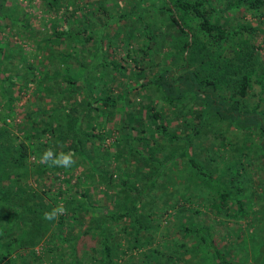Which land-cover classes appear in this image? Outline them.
<instances>
[{
	"label": "rangeland",
	"instance_id": "obj_1",
	"mask_svg": "<svg viewBox=\"0 0 264 264\" xmlns=\"http://www.w3.org/2000/svg\"><path fill=\"white\" fill-rule=\"evenodd\" d=\"M3 1L4 8L1 10L10 11L14 19L7 22V19L2 18L0 43L4 45L7 42L11 45L13 58H19V60H13L10 56V62H7V59H4V63L3 60L0 62V87L1 80L9 75V79H11L9 96L14 110V113L6 118L9 125L6 127L8 133L4 136V141L6 143H9L10 140L18 141L23 139L24 132H30V123H32L29 121L30 113L36 107V110H42L45 114L43 115L45 120L54 126L59 124L64 134H70L75 128H79L76 136L80 139L79 142L85 154L91 150L93 152L96 144L83 132H90L91 126H95L93 130L104 136L101 149L110 152L109 161L105 166L102 161L100 163L101 168H110L113 172H116V168L119 167L125 169L127 175L125 172L123 173L126 175L127 183H131L134 190L124 189L122 184H118V179L110 185L103 183L97 175L85 180L86 173L82 170L84 161L79 158L81 153H77L73 148L70 151L75 154L76 163L72 167V181L76 179L75 175H77L80 179L74 183L79 188L82 189L86 185L91 186L92 201L96 200L106 207H111L114 201L117 204L116 207L136 203L134 211L140 217L145 219L150 216L157 223L150 231L151 239L145 244H140L130 254L126 251L120 253V262L126 260L128 256L132 262H140L143 258L140 253L146 251L151 256V264H197L200 260H206L208 264H215L210 251L206 249L204 253L202 245L195 237L188 233L181 236L182 229L179 227L183 224L190 227L197 224L207 225L210 238L230 261L248 262L251 260L253 247L261 244L264 238V159H262V163L256 160L251 162L260 166L259 168L256 167L257 169L254 171L250 170L249 173V186L244 193L248 207L246 213L238 217L237 223L240 228L239 233L242 235L239 238L234 231L235 227L234 229L232 227L231 217L214 213L213 203L217 199L215 189L218 185L203 178L186 164L183 157H179L177 154L185 150L196 161L209 169L216 180L223 182L230 168L227 162L234 156L238 146L245 148L246 155L254 153L253 148L257 144L256 135H254L256 132L252 133L254 137H249L250 143L245 145L241 143V132L231 125L220 122V125L201 127L200 132L186 137L190 121H184L181 116L172 117L169 114L166 126L172 137L165 139V137L162 138L152 133L149 129L151 125L144 117L148 102H152L157 109L163 106V102L159 98L157 99L154 85L151 82L155 74L164 67L174 66L179 57L178 53L183 40H193L198 44L203 41V37L194 30H188V33L180 36V38L168 39L166 32L171 30V25L165 21L166 13L164 11L144 12V10L140 12L141 9L138 8V4H141L140 0H61L60 6L50 11L44 10L45 7L41 0ZM215 5L216 10L213 13L212 22L215 24H224V22L229 24L245 23L252 26L254 31L252 35L246 32L233 36V40H227L224 45L229 46L231 44L230 50L235 51L242 47L249 49V45L252 43L259 47H254L259 55L264 56V18L256 17L247 10L229 14L221 11L218 4ZM24 15H28L30 25L32 24L34 27V30L29 33L22 29L20 19L17 18V16ZM139 16L140 18L143 17L144 20L146 19V30L152 34V40L144 37L142 24L138 21ZM183 23L191 26L188 15L184 16ZM81 26L87 28L83 31V35L87 33L89 36L85 40H81L82 35H74L75 30ZM53 29L64 33L68 32V38L60 39V36H54ZM41 36L45 40L46 38L50 39L48 43L52 42V45L48 44L44 49L39 48V45L44 44L39 41ZM126 43L131 53L135 52L140 56L143 50L146 52L145 57L142 55L144 58L141 62L143 67H139L129 60L125 49ZM98 49L103 55V60H116L122 63L127 61L130 65L124 66V71L117 77L116 81L110 82L108 78H105L114 93H123L124 90H127V95L123 94L124 96L120 98V102L114 108H105L99 101H95L93 97L90 98V105H98L105 112V115L102 112L99 117H96L93 110L86 111L89 103L81 104V102H85L83 85L87 90L92 81L96 85L92 92L94 94L100 93L105 81L100 83L101 72L108 73V75L111 73L108 66L101 65L96 53ZM212 49L222 51L223 43H219ZM59 50L68 51L71 60L59 61L58 65L53 61L52 64V58H56V53ZM181 53L184 54L185 50H182ZM24 60L34 67L37 80L25 79L28 69L24 66ZM78 61L83 66L78 65ZM41 66L45 69L44 74H41L42 71L39 74L38 70ZM67 68H70L71 71L75 68L76 75L79 76L77 79L74 78L75 83L71 85L73 86L72 89L67 83L58 80V76L63 74ZM121 69L122 67L118 66L116 70ZM132 70L138 73L137 78L133 73L130 74ZM88 76H92V79H88ZM24 79L28 86L19 88ZM81 79H83L82 83ZM136 82H142V85L135 86ZM38 83L42 86L41 90L36 88ZM119 88L120 90H118ZM1 90L0 98L4 100L5 94L3 95ZM257 99L260 100L259 109L264 113V88L261 90L259 85L252 81V90L248 101ZM175 111L180 113L178 110ZM4 112H6L5 104L1 101L0 115ZM127 114H132L136 118L134 122L130 121L126 125ZM216 129H223L222 133L225 137L222 133L215 136L218 133ZM59 135L53 137L51 145L46 150H54L58 144L65 149L64 145H68L69 141L72 142L68 136H65L63 141L60 140ZM121 136L124 141L120 140L119 144H114L113 142ZM221 140L224 146L217 147ZM133 145L140 153H149L152 158H149L148 164L140 161L137 153H129V149L126 150ZM218 148L221 149L220 153L216 152ZM214 152L217 155L213 154ZM39 154L37 151H33L26 160L27 178L24 182L25 189L21 194V202L31 201L32 190L30 187L38 191L37 197L41 195L40 188L36 185L38 178H34L32 173H29L32 164L39 161ZM210 156L213 159H210ZM150 172L151 175L155 173L154 176H156L153 187L142 191L141 185L145 183V176L150 175ZM50 175L52 176V174ZM52 179L54 180V178ZM49 182L48 179L45 180L46 185ZM92 182L94 186L91 185ZM58 184L62 183L59 182ZM63 184L65 183L63 182ZM6 210V205L0 201V229L5 226L1 213ZM227 212L230 213L231 209H228ZM101 214H103L102 210H92L90 216L87 215L83 222H92ZM75 227L80 228V225ZM63 230L66 232L67 227H64ZM75 231L76 229L72 230V232ZM72 232L67 231L66 234H73ZM147 233L149 230H146ZM47 237L48 233L45 231L42 239H40L43 243L35 244L34 247L39 249L40 245L44 246ZM143 237L145 238L144 235ZM180 241H183V245L180 244ZM50 246L52 247V245ZM185 247L189 250H186ZM153 248L158 251L154 252ZM18 249L12 247L11 251L0 259V264H28L27 260L22 257L27 255H15ZM59 251H61V246L57 250L53 248L47 250V246L44 247L41 255L36 258V263L42 259L43 263L47 264L51 258L57 256ZM27 257L29 258L30 255Z\"/></svg>",
	"mask_w": 264,
	"mask_h": 264
},
{
	"label": "trees",
	"instance_id": "obj_2",
	"mask_svg": "<svg viewBox=\"0 0 264 264\" xmlns=\"http://www.w3.org/2000/svg\"><path fill=\"white\" fill-rule=\"evenodd\" d=\"M41 1L45 7V11L58 8L62 2L61 0ZM145 1L140 0L141 4H138V8L141 9L140 12L144 10V12L154 11V13H157L158 11H164L166 13L165 21L171 25V30L166 32L168 39L180 38V36L187 34L188 30H194L203 37V41H200L198 44L193 42V40H183L178 53L179 57L176 59L177 61L174 66L164 67L151 80L157 99L159 98L163 102V106L159 109L155 108L152 102L146 104L144 117L150 123L149 129H151L152 133L162 138L165 137V139L172 137L168 133L166 126L169 114L172 117L181 116L184 121H190L186 137L200 132L199 129L201 127H208L214 124L220 125V122L231 125L241 132V143L245 145L250 143L249 137L253 136L252 133L254 131L256 132V134L253 133L257 139L256 147L253 148L254 153L246 155L245 148L238 146L234 156L227 162L230 168L223 182L216 180L211 175L209 169L196 161L185 150L177 154L179 157H183L186 164L192 167L203 178L211 180L218 185L215 189L217 199L213 203L215 208L214 213L230 216L232 227L233 229L235 227L234 231L237 237L240 238L242 235L239 233L240 228L237 223L238 217L243 216L248 207L244 193L249 186V173L250 170L254 171L260 166L251 162L256 160L262 163V159H264V113L259 109V99L248 101L252 90V81H255L261 90L264 88V56L259 55L257 49H254V47H259L257 45L254 46L252 43H250L249 49L242 47L235 51L230 50L231 44L229 46L224 45L227 40L232 41L233 36L246 32L247 34H254L252 26L245 23L229 24L227 22L215 24V22H212V17L216 10L215 4H218L221 11L229 14L240 10L243 12L247 10L256 15V17L261 16L264 18V0ZM3 2V0H0V23L2 22V18L7 19V22L14 19L10 11L6 9L4 11L1 10L4 8ZM187 15L191 20V26L183 23V18ZM17 18L20 19L23 30L28 33L34 30L32 24L30 25L31 22L28 15L17 16ZM145 20L143 17H138L139 23L142 24L144 37H147V39L151 38L152 40V34H149L148 30H146L147 25L145 24ZM85 29L87 28L81 26L75 30L74 35H82L81 40L87 39L89 37L88 34L85 33L83 35ZM52 33L54 36H60V39L68 38L67 36H69L68 32L64 33L55 29L52 30ZM49 40L48 38L45 40L43 36L39 37L41 44L44 43L41 46L39 45V48L44 49L48 44L52 45V42L48 43ZM219 43H223V50L214 51L215 49L212 48ZM125 49L129 60L139 67H143V64H141L144 60L142 55L145 57L146 52L143 50L140 56L135 52L131 53L127 47V43ZM11 50L12 46L7 42L4 45L0 43V62L3 60L4 63V59L10 62V56L13 60H19V58H13L14 54ZM182 50H185L184 54L181 53ZM213 51L214 53H212ZM96 53L101 65L108 66L111 73L108 75V73L101 72L100 83L105 81L102 84L100 93L94 94L92 92L96 87L92 81L87 90H85L84 85L82 86L85 92V102L82 101L81 104L89 103L90 98L93 97L95 101H99L105 108H114L120 102V98L127 95V90H124L123 93H114L107 81H116L117 77L124 71V66L130 65V63L127 61L122 63L116 60H103V55L100 54L99 49ZM56 55V58H52V64L53 61L58 65L59 61L71 60L68 51L63 52V50H59ZM23 62L25 63L24 66L28 69L27 78L25 79L29 81L37 80L38 77L34 72V67L26 60ZM77 64L83 66L79 61ZM118 66L122 67L119 71L116 70ZM44 70V67L41 66L38 70L39 74L41 71V74H44ZM15 73L17 74V72ZM131 73L136 78L138 77V73L135 70L130 71ZM74 78H79L76 75L75 68H73V71L67 68L63 74L58 76V80L67 83L69 86L75 83ZM87 78L92 79V76H88ZM105 78H108V80ZM25 79L22 80L19 88L22 86L26 88L28 86ZM50 80L52 81V78ZM82 81L83 79H81V83ZM146 82L148 81L146 80ZM141 83L136 82L135 86H141ZM10 86L11 79H9V75H6L1 80L0 87L3 95L5 94L4 100L0 98V106L1 101H3L6 108V112L0 115V201L7 207V210L1 213L5 226L0 229V259L5 257L12 247H17L19 249L15 255H30L29 258L22 256L27 260L28 264H44L41 258L36 263V258L41 255L40 253L44 247L47 246V250H52V248L57 250L61 246V251L57 253V256L51 258L47 264L51 262L52 264H151V256L146 251L140 253L143 257L142 260L135 263L129 260V256L126 260L120 262V253L126 251L130 254L140 244L148 242L152 237L150 231L153 230L157 223L150 216L145 219L140 217L134 211L136 203L116 207L117 204L114 201L111 207H106L103 203H99L96 200L92 201L93 192L91 191V186L88 187L86 185L82 189L79 188L75 184L80 179L77 175H75L76 179L72 181V167L74 165L68 169L48 167L42 164L39 159L36 164H32L29 173H32L34 178H38L36 185L39 186L41 195L37 197L38 191L30 187L32 190L31 201L21 202V194L25 189L24 182L27 178L25 167L29 154L37 151L41 157L47 147L51 145L53 137L55 135L58 136V134H60V140L63 141V138L68 136L72 139V142L69 141L68 145L65 144V149L62 145L58 144L53 151L56 153H67L71 152L70 149L73 148L77 153H81V156L78 155L82 159L81 161H84L82 170L86 173L85 180L97 175L103 183L108 185L118 179V184H122L126 190H134V187L131 183H127L125 169L119 167L116 168V172H113L110 168H101L100 163L102 161L104 166L109 161L110 152L106 151V149H101L104 136L99 135L93 130L95 126H91L92 130L90 132H83L88 138L95 141L94 143L96 144L93 152L91 150L85 154L80 145V139L76 136L79 128H75L70 134H64L59 124L54 126L45 120L43 118L45 114H43L42 110H36V107V111L33 110L30 113L29 121L32 122L30 123V132H24L23 139H19L18 141L10 140L9 143H6L4 136L8 133L6 127L9 125L6 118L8 115L11 116L14 113L9 96ZM36 88L41 90L42 86L38 83ZM87 109L86 111L88 112H90L89 110H93L96 117H99L102 112L105 115L103 108L101 109L98 105H90L89 103ZM175 110L180 111V113H176L177 111ZM135 118L132 114H127L125 118L126 125L130 121L134 122ZM216 130L218 133L215 136L221 135L223 132V129ZM222 135L225 137L224 133ZM120 140L124 141L122 136L113 143L119 144ZM125 144L128 143L125 142ZM218 146H224L222 140L218 142ZM128 149L129 153H137L139 160L143 163L148 164L150 162L149 158H152L148 152L146 154L140 153L134 145L126 150ZM216 152L220 153L221 149L218 148ZM216 152L213 154L217 155ZM210 159H213L212 156H210ZM156 162H159V160H156ZM143 168L145 169V166ZM59 173L61 174L60 176ZM119 175L120 178H118ZM154 175L155 173L151 175L150 172V175L145 176V183L141 185L142 191L153 187L156 177ZM46 179L50 181L47 185L45 184ZM59 182L62 184H58ZM93 184L92 182L91 185L94 186ZM58 204L64 206L66 209L65 214L60 215L57 220L46 221L44 213L51 211ZM228 209H231L230 213L227 212ZM92 210H102L103 214L98 215L99 217L94 221L92 220V222L84 223V218L87 215L90 216ZM77 225H80V228H76L75 226ZM64 227H67L66 232H72L75 229L76 231L72 232L73 234H66L63 230ZM179 228L182 229L181 236L188 233L190 236L195 237L202 245L203 252L208 249L215 260V264H264V238L261 244L253 247L251 260L248 262H234L223 255L221 250L215 245L213 239L210 238L207 225L197 224L190 227L183 224ZM146 230H149V233L146 234ZM45 231L48 233V237L44 242L46 244L44 246L40 245L39 249L35 248V244L42 242L40 239H42ZM180 244L183 245V241H180ZM185 248L189 250V248ZM153 250L154 252L158 251L156 248H153ZM197 264L208 263L206 260H200Z\"/></svg>",
	"mask_w": 264,
	"mask_h": 264
},
{
	"label": "clouds",
	"instance_id": "obj_3",
	"mask_svg": "<svg viewBox=\"0 0 264 264\" xmlns=\"http://www.w3.org/2000/svg\"><path fill=\"white\" fill-rule=\"evenodd\" d=\"M40 162L47 165L48 167H60V168H71L75 163V154L72 152H59L56 153L51 149L46 150L40 157ZM66 209L62 204H58L51 211L44 213V219L46 221H54L59 218L60 215L65 214Z\"/></svg>",
	"mask_w": 264,
	"mask_h": 264
}]
</instances>
